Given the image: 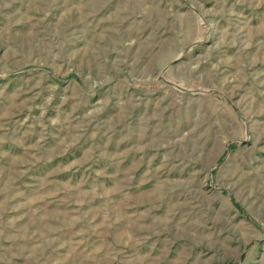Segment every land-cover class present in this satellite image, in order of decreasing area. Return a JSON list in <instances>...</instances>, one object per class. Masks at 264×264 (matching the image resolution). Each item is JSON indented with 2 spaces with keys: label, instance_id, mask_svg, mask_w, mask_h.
Instances as JSON below:
<instances>
[{
  "label": "rangeland",
  "instance_id": "374dc122",
  "mask_svg": "<svg viewBox=\"0 0 264 264\" xmlns=\"http://www.w3.org/2000/svg\"><path fill=\"white\" fill-rule=\"evenodd\" d=\"M0 264H264V0H0Z\"/></svg>",
  "mask_w": 264,
  "mask_h": 264
}]
</instances>
